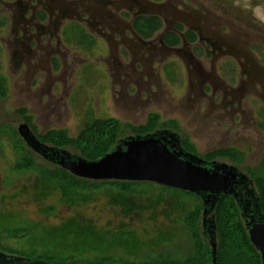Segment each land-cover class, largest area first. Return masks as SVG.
<instances>
[{"label": "rangeland", "instance_id": "obj_1", "mask_svg": "<svg viewBox=\"0 0 264 264\" xmlns=\"http://www.w3.org/2000/svg\"><path fill=\"white\" fill-rule=\"evenodd\" d=\"M76 1L56 0L53 8L70 12L80 6V20L95 39L92 48L68 43L62 35L70 21H79L75 17L61 20V27L55 31L48 22V13L39 9L47 15L45 28L39 29L32 20V9L26 10V0H0V74L8 79L10 89L8 99L0 104V130L9 125L19 131L24 120L17 109L24 107L34 116L40 132L66 129L71 136H76L90 117H114L141 125L150 113H158L163 121H179L200 155L234 148L244 154L242 166L227 159L218 162L235 166L244 174L246 167L260 165L264 129L258 125L257 111L264 107V62L255 61L258 72L254 77L233 59L214 62L198 52L199 62L176 55L163 61L162 57L151 58L133 45L134 35L129 28L116 31L111 39L105 35L111 31L91 29L86 24L91 14L83 12L81 3L73 5ZM222 1L230 12H238L240 19L236 22L241 21L243 27L264 39V0ZM182 53L188 54V47ZM166 67L174 70L172 77ZM65 150L80 155L73 148ZM14 162L15 154L5 143L4 153L0 154V228H54L76 214V209L61 205L55 196L38 201L34 196L35 176L14 175ZM51 205L57 207L56 213L44 214L42 210ZM80 212L104 228L123 220L105 200ZM7 241L10 247L20 250L31 248L15 238Z\"/></svg>", "mask_w": 264, "mask_h": 264}, {"label": "trees", "instance_id": "obj_2", "mask_svg": "<svg viewBox=\"0 0 264 264\" xmlns=\"http://www.w3.org/2000/svg\"><path fill=\"white\" fill-rule=\"evenodd\" d=\"M44 18L42 13L41 19ZM156 21L145 19L143 26L135 29L149 38L161 27ZM62 35L71 44L86 48L95 45V39L78 24L68 26ZM9 93V81L0 74V104L8 99ZM17 113L42 143L59 149L73 148L90 161L110 153L126 134L145 136L163 130L180 135L187 152L207 161L227 159L242 166L245 160L244 154L234 148L200 155L179 121H163L158 113H151L140 126L123 124L114 118L90 117L76 136H71L66 129L42 133L28 108L17 109ZM259 115L264 119V109ZM5 143L15 154L13 174L35 176L34 196L38 201L55 196L61 205L77 212L54 228L2 225V252L51 264H213L211 241L214 239L217 264H263L260 252L250 240L241 207L232 195L220 197L204 227L205 206L201 197L194 193L150 182L81 179L57 163L39 157L13 126L7 125L0 130L2 155ZM245 171L255 184L264 212V158L258 167H246ZM100 200L117 210L123 220L118 224L111 222L112 228H104L82 215L80 209ZM56 208L51 205L42 212L53 215ZM213 224L215 230L211 228ZM10 238L27 242L31 248L10 247L7 241Z\"/></svg>", "mask_w": 264, "mask_h": 264}, {"label": "flooded vegetation", "instance_id": "obj_3", "mask_svg": "<svg viewBox=\"0 0 264 264\" xmlns=\"http://www.w3.org/2000/svg\"><path fill=\"white\" fill-rule=\"evenodd\" d=\"M33 1L34 0H26L25 7L26 10L32 9L34 14L32 20L39 29L45 28L44 22L47 19L46 13H48V22H50V26H54L55 31L59 30L62 24L61 20H64L67 16H72L79 20L70 21L68 26L78 24L86 31L83 22L80 20H83L80 16V10L78 9L80 6H77L81 3L83 12L87 10V12L91 14L90 19L86 20V24L91 29L105 31V33L106 31H111L112 33L109 32L105 34L108 39H111V36H113L112 34L116 31L122 28L125 30L129 28L134 35L132 39L134 41L132 42L135 44L133 45H136L138 50L142 51V54H144L145 51L149 53L151 58L153 56L162 57L163 61L165 57L169 58L176 55L183 58L187 56L190 61L198 62L202 61L199 56L205 57L206 59L211 58L214 62L229 58L241 63L242 67L245 68V72L254 77L258 72L255 61L264 62V58L261 56V54L264 55V39L258 34L243 27L241 21L236 22L237 18L240 19L238 12H236V14L230 12L225 8L222 0L219 1L220 3L213 0H78L73 3V5L75 4L78 8H73L70 12H64L62 8H53L55 7L54 3L56 0L55 2L35 0L37 2L36 4H33ZM39 9H44L46 13L44 11L39 12ZM42 13H44L45 16L44 20L41 19ZM55 14L57 15L56 17H54ZM148 18H154L157 20L156 22L161 23L160 29L154 32L149 38L135 29L136 27L143 26L145 19ZM125 30L121 33L124 34ZM122 37L127 41L125 35ZM186 47H188V54H183L182 51H184ZM256 49L259 50L258 54ZM197 52L199 56L196 54ZM244 61L247 65L243 64ZM54 63L56 69H58L57 60H55ZM120 68L121 66H118L117 70L123 73ZM166 68H164L165 71L172 77L174 70L169 67ZM124 75L128 77L126 74ZM262 109H264V107L258 109L257 116L259 119V127L264 129V119L259 115ZM122 123L135 125L132 123ZM262 123L263 126H261ZM24 124L27 123L24 122ZM164 131L167 130L157 132ZM130 136L135 135H129L127 137ZM179 139L181 140L180 137ZM120 140H123V138ZM217 166L221 165L218 164ZM250 180L252 179L250 178ZM249 185L255 186L254 182L251 181L237 185V187L239 186L237 192L241 194L239 199L244 203L243 206H240L241 212L242 209L245 210V214L242 212V217L244 221H246L247 217L248 223L250 220L249 217L246 216V213L249 215L255 205V198L252 197V194H254L256 198L258 197L255 191L256 187L251 189ZM248 204H251V206H248ZM252 218L255 220L252 225L264 223V218H262V216L259 219L255 217Z\"/></svg>", "mask_w": 264, "mask_h": 264}, {"label": "water", "instance_id": "obj_4", "mask_svg": "<svg viewBox=\"0 0 264 264\" xmlns=\"http://www.w3.org/2000/svg\"><path fill=\"white\" fill-rule=\"evenodd\" d=\"M18 132L26 142L25 144L34 152L42 155L50 162L57 163V165L81 179L94 181L150 182L180 189L182 191H188L200 196L205 206L203 212L204 227L206 226L207 217L214 211L221 196L232 195L240 206H243L244 203L239 199L241 194L237 192L235 188H237V185L240 183H245L247 181L253 182L247 174L239 172L235 166L220 163L218 160L209 162L198 155L187 152L179 141V136L168 130L145 136H130L120 140L110 153L97 161L87 160L81 155H72L77 159L76 163L81 162V164L84 165L82 169L78 168V170L69 168L63 163L40 153V151L29 142L26 134L30 135L39 145L48 149V152L56 151L65 154L68 152L65 149H59L42 143L27 124H23ZM166 136H170L172 139L176 137V143H173V141H171L172 139L168 140ZM218 164L221 165L222 168L216 169V165ZM223 168H225V171L226 169L236 171L235 173H237L241 181H233V179L228 176V173L221 170ZM213 195L214 197L212 198ZM252 197L255 198L254 209L250 211L249 215L246 213L250 222L253 221L252 217L259 219L262 216V218H264V212L260 206L259 197L256 198L254 194H252ZM210 198L212 199L210 200ZM210 203L211 207H209ZM248 206H251V204H248ZM242 212L245 214V210L242 209ZM212 218L214 219V216ZM247 221L248 219L246 217L245 225L250 240L260 252L264 264V253L258 248L259 245H257L253 238L251 227H249L250 225ZM258 224L257 226L261 228L260 226L262 225H260V223ZM211 228L215 230L216 225L213 224ZM213 240L211 241L213 264H217V244ZM0 264L51 263L0 251Z\"/></svg>", "mask_w": 264, "mask_h": 264}, {"label": "bare ground", "instance_id": "obj_5", "mask_svg": "<svg viewBox=\"0 0 264 264\" xmlns=\"http://www.w3.org/2000/svg\"><path fill=\"white\" fill-rule=\"evenodd\" d=\"M26 137L29 139V142L35 148H37L40 151V153L45 154L47 157L55 159L56 161H59V162L63 163L65 166H67L69 168H72V169H75V170H78V168L82 169V166L84 167V165L81 164V162H77L76 163L77 159H75L71 154L59 153V152H55V151H53V152L49 151L48 152V149H46L45 147L39 145L34 139H32L30 137V135L26 134ZM167 139L171 140L172 138H170L168 136ZM175 140H176V138L173 137V139L171 141H173V143H176ZM220 168H222V166H217L216 165V169H220ZM221 170L225 171V168H223ZM225 172L229 174L228 176L231 177L233 179V181H235V182H240L241 181L240 177L237 175V173H235L236 171H230L229 169H226ZM237 188H235V189H237ZM213 197H214V195L212 196V198ZM212 198H210V200ZM209 207H211V203L209 204ZM208 218H209V216H208ZM252 219H253V221L251 223L250 222L248 223L250 225L249 227H251V232L253 234V238L255 239L257 245H259L258 248H260L263 251V253H264V223H260V225H262V226H260L261 228H259L257 226V225H259L258 223L252 225V223L255 221L254 218H252Z\"/></svg>", "mask_w": 264, "mask_h": 264}]
</instances>
